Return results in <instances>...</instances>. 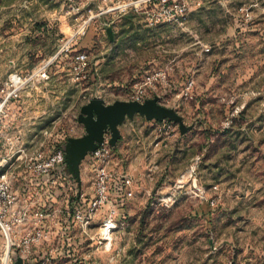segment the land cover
Here are the masks:
<instances>
[{
	"label": "rangeland",
	"instance_id": "rangeland-1",
	"mask_svg": "<svg viewBox=\"0 0 264 264\" xmlns=\"http://www.w3.org/2000/svg\"><path fill=\"white\" fill-rule=\"evenodd\" d=\"M82 39L89 66L73 81L66 61ZM69 40L49 78L21 93L20 115L7 123L8 165L23 170L32 151L72 147L93 97H139L176 117L163 118V128L160 119L126 116L118 144L103 133L113 164L133 179L111 239L101 208L86 228L70 227L61 254L47 252L60 247L56 229L21 264H264V0H0V86ZM88 155L78 161L87 197ZM30 186L20 185V203L17 195L27 212L36 206ZM25 222L16 240L31 228Z\"/></svg>",
	"mask_w": 264,
	"mask_h": 264
},
{
	"label": "built area",
	"instance_id": "built-area-1",
	"mask_svg": "<svg viewBox=\"0 0 264 264\" xmlns=\"http://www.w3.org/2000/svg\"><path fill=\"white\" fill-rule=\"evenodd\" d=\"M171 10L163 9L162 13L169 16ZM250 18L247 14L246 20ZM69 42L70 40L58 46L50 58L26 76L11 73L0 86V233L5 239V248L0 252V264H14L17 257L23 259L24 253L31 246L42 243L49 234L57 231L56 229H59L60 247H50L47 252L52 254L58 250V254H61L65 244H70L67 243L71 235L70 227L86 228L101 208L106 209L102 230L109 231L111 239V233L117 227L116 216L133 194L132 176L113 164L112 148L103 139L88 155L94 168L93 188L89 197L81 189V179L78 185L75 179H69V175L66 177L63 173L62 167L65 164L63 149L58 148L47 153L36 150L26 154L23 160L25 172L34 176L37 198L33 201L35 200L36 206L27 212L17 204V195L13 189L15 173L8 168L11 158L9 152L14 143L12 137L4 131L5 118L9 106L18 104L20 95L28 83L35 79L47 80L48 67L61 57L68 56ZM69 62L71 79L79 81L84 78L89 66L88 54L78 50L69 57ZM131 101L144 102L139 97ZM162 126L166 127L165 121ZM56 194L63 197L58 206L50 199ZM215 200L211 199V205H214ZM25 221H29L31 228L16 240L14 233L19 226L26 223Z\"/></svg>",
	"mask_w": 264,
	"mask_h": 264
},
{
	"label": "water",
	"instance_id": "water-1",
	"mask_svg": "<svg viewBox=\"0 0 264 264\" xmlns=\"http://www.w3.org/2000/svg\"><path fill=\"white\" fill-rule=\"evenodd\" d=\"M108 39L112 41V29L110 26L105 28ZM83 117L79 120L83 123L85 134L74 140L72 147L64 148L65 152V171L71 175L78 185H80V175L78 170V161L86 152L93 151L103 139L105 130L112 133L111 142L118 136L117 126L121 124L125 117H131L134 114L144 115L146 119H163L176 117L172 110L157 109L153 104L144 101L115 100L110 104H105L100 97H93L81 107ZM111 144V145H112ZM15 264H21L22 259L17 257Z\"/></svg>",
	"mask_w": 264,
	"mask_h": 264
},
{
	"label": "crops",
	"instance_id": "crops-1",
	"mask_svg": "<svg viewBox=\"0 0 264 264\" xmlns=\"http://www.w3.org/2000/svg\"><path fill=\"white\" fill-rule=\"evenodd\" d=\"M85 39L83 40L82 39V41H80V43H77V47L76 48H78V50H81V48L82 47H84L85 46ZM62 58H64V57H61V59ZM69 59H67V61H66V63H68V65H69V68H68V70L70 71V62L68 61ZM63 62H65V60H63ZM56 67V66H55ZM62 70V69H61ZM20 97H21V95H20ZM105 103V102H104ZM106 104V103H105ZM22 106H24L22 103H19L18 102V104H11L10 106H9V109H8V113H7V116H6V118H5V124H6V127H5V133L6 134H8L9 133V131L7 130L8 129V125H7V123H8V120L11 118H13L12 116H13V114H17L16 116H18L19 117V115H20V110H21V108H22ZM12 115V116H11ZM136 116H142V115H137V114H134L133 116H131V117H129V118H131V119H133L134 117H136ZM23 120L24 119H22V117L20 118V125H21V123L23 122ZM125 120V119H124ZM149 120V119H148ZM9 121H11V120H9ZM18 122H19V119L17 120ZM161 121L163 122V121H166L165 119H161ZM124 122L125 121H123L121 124H119L118 126H122V125H124ZM117 126V129H118V136L114 139V142H116V144H118V142L119 141H121L122 140V138H123V135H122V131H120V127H118ZM12 133V132H11ZM10 134V133H9ZM13 136V135H12ZM159 145V143H156V146H158ZM33 152V151H32ZM8 168L10 169V170H12L14 173H15V178H14V181H13V189H14V191H15V193H16V195H18V198H19V203H20V200H22V198L20 199V185L21 186H25V187H28V184H31V189H32V191H31V195H32V197H33V199H35V198H37L36 197V195H35V191H36V188H35V186H34V180H33V178H34V176L32 175V174H29V173H27V172H25L24 171V168H23V170H20V169H17L18 167H17V165H15L14 163H12V164H9L8 165ZM150 170V169H149ZM62 171H63V173H65L66 174V171H65V164L63 165V167H62ZM126 171H128V170H126ZM130 171H128V173H129ZM132 174V173H131ZM151 174V173H150ZM66 177H68V175L66 174ZM17 184V185H16ZM92 188H93V185H92ZM22 189V188H21ZM25 193V192H24ZM24 195V194H23ZM22 196V195H21ZM57 196H59L58 194H56L55 195V197H51L50 199H51V201L52 202H54V203H56L55 201H56V199H57ZM62 200H63V197H62V199L61 198H59V203H61L62 202ZM18 204V203H17Z\"/></svg>",
	"mask_w": 264,
	"mask_h": 264
}]
</instances>
